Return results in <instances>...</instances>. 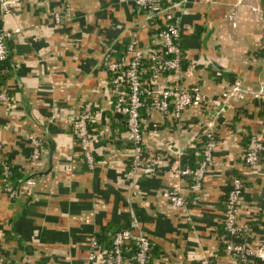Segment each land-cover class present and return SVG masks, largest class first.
Here are the masks:
<instances>
[{
    "label": "crops",
    "instance_id": "crops-1",
    "mask_svg": "<svg viewBox=\"0 0 264 264\" xmlns=\"http://www.w3.org/2000/svg\"><path fill=\"white\" fill-rule=\"evenodd\" d=\"M175 1L181 3L176 10L184 54L179 79L198 84L208 97L235 83L246 92H236L219 110L208 103L189 106L178 118L151 109L145 145L166 156L154 170L135 173L127 128L111 111L106 59L122 55L134 36L150 40L143 8L134 0H72L73 16L60 25L52 13L62 0H12L13 13L0 11V29L11 30V68L0 65V76L9 75V99H0V141L3 156L23 175L15 197L0 187L2 264H86L90 236L110 242L133 217L158 247L149 264H197L204 255L214 264H264V251L262 258L240 261L221 246L224 196L234 175L243 183L237 222L247 225L245 241L255 246L264 240V148L256 163L242 160L250 133L264 142L263 102L256 95L264 90V0ZM87 100L100 108L89 121L92 166L72 125ZM205 121L215 136L213 163L192 191L189 176L168 168L200 158ZM29 132L45 136L40 161L31 159ZM176 147L183 150L180 157ZM173 184L186 196L183 208L169 207Z\"/></svg>",
    "mask_w": 264,
    "mask_h": 264
},
{
    "label": "built area",
    "instance_id": "built-area-1",
    "mask_svg": "<svg viewBox=\"0 0 264 264\" xmlns=\"http://www.w3.org/2000/svg\"><path fill=\"white\" fill-rule=\"evenodd\" d=\"M62 1V8L52 13V20L56 25L70 20L73 16L72 0ZM134 4L143 8L145 20L151 21L142 22L144 26H152L150 40L142 42L134 36L127 42L122 55L106 59V68L110 73L108 85L114 96L111 111L114 117L123 120L127 128L130 144L129 163L133 173L154 170L156 164L162 162L166 156L164 152L149 151L145 145L144 125L151 109L178 118L189 106L195 107L208 103L219 110L223 104L235 97L236 92H246L245 88L235 83L221 96L208 97L198 84L182 82L179 79V73L182 69L184 54L181 45L182 30L176 10L181 3L175 0L163 3L161 0H134ZM13 7L12 0H0L1 12L13 13ZM158 15H162L165 22H154ZM261 29L260 48L264 58V19ZM10 34L11 30L0 29L1 61L9 57L7 40ZM171 73L178 74L177 78L173 82L162 84L161 80L165 79L164 76ZM256 95L262 99L264 108V90L259 88ZM0 99L4 101L9 99L5 88L0 90ZM99 110L100 108L94 106L91 100H87L72 119L77 141L89 166L93 165V157L88 147V122ZM204 123V140L200 147V158L195 165L187 162L182 165L171 163L168 168V172L172 175L189 176V188L192 191L199 189L204 171L213 163L212 150L215 146V136L210 121ZM26 137L31 144V159L34 162L43 159L45 136L41 133L29 132ZM263 148L262 138L254 132L250 133L245 142L243 162L256 163ZM173 151L178 157L183 152L180 147H176ZM10 166V162L3 156V144L0 141V169L4 179L2 189L11 197H15L18 189L7 178ZM242 188L241 178L238 175L232 176L225 192L222 210L221 228L226 236L222 251L227 256L246 261L253 256L262 258L264 240L259 241L255 246L245 241L247 225L237 222V200ZM167 196L171 209L186 206V196L179 185H171L167 190ZM131 241L134 242V250L127 252L126 245ZM149 248L150 237L140 227L139 219L133 217L128 226L112 232L110 242L101 241L93 233L89 238L86 264H149ZM2 259L0 256V264ZM198 264L214 263L209 256L204 255L199 258Z\"/></svg>",
    "mask_w": 264,
    "mask_h": 264
},
{
    "label": "trees",
    "instance_id": "trees-1",
    "mask_svg": "<svg viewBox=\"0 0 264 264\" xmlns=\"http://www.w3.org/2000/svg\"><path fill=\"white\" fill-rule=\"evenodd\" d=\"M162 1V3H163V1L164 0H161ZM166 1H168V0H166ZM154 21V20H153ZM154 22H165V20L163 19V16L162 15H158L156 18H155V21ZM261 49V48H260ZM4 62H7V64H5V67H6V69L9 71V69L11 68V65H10V63L7 61V60H5V61H1L0 60V65L2 64L3 65V63ZM1 69V68H0ZM172 75L174 74H176V73H171ZM170 74H167V75H165L164 77H165V79L163 78L161 81H162V84H165V83H167V80H166V78H167V76H169ZM9 75L7 74V72L5 73V72H3V74L0 76V90L4 87L5 88V84H6V78L8 77ZM173 80H175L174 79V77H173ZM5 89H7V88H5ZM263 115H264V112H263ZM89 121H91V119L89 120ZM92 121H93V118H92ZM92 125V124H91ZM88 131H89V133H90V131H91V129H90V124H89V122H88ZM91 134V133H90ZM198 159H195V162L197 161ZM195 162H193V164L192 165H195ZM23 177V175H22V173H20L15 167H13L12 165L10 166V172H9V175L7 176V178L12 182V184L16 187V188H18L19 187V185H20V181H21V178ZM3 182H4V179H3V176H2V173H1V169H0V187L2 188L3 187ZM221 230H222V228H221ZM223 231V230H222ZM225 238H226V236L223 234V236H222V238H221V243L223 244V241L225 240ZM245 238V237H244ZM222 244H221V246H222ZM128 246V248L126 249L127 250V252H131V251H133L134 250V242L133 241H131L130 243H128L127 245H126V247ZM157 245L154 243V241H151V239H150V248H149V250H148V260H149V262H150V260H151V258H152V256L154 255V254H156L157 253ZM197 264H198V262H197Z\"/></svg>",
    "mask_w": 264,
    "mask_h": 264
}]
</instances>
